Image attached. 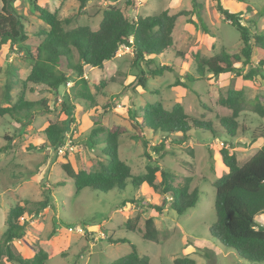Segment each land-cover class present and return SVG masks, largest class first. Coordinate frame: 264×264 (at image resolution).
I'll use <instances>...</instances> for the list:
<instances>
[{"label": "rangeland", "instance_id": "obj_1", "mask_svg": "<svg viewBox=\"0 0 264 264\" xmlns=\"http://www.w3.org/2000/svg\"><path fill=\"white\" fill-rule=\"evenodd\" d=\"M128 1L89 0L82 8V14L68 27L87 25L97 29L103 10L109 6L119 8L130 20L155 15L162 10L169 14L191 10V0ZM198 1V13L177 18L172 33L173 45L154 56L155 65L172 64L175 71H165L155 77L147 75L146 89L134 85L138 70L133 64L132 45L128 49L120 46L114 57L101 67L85 66L84 77L92 98L85 100V106L75 104L70 132L74 150L62 155L45 146L39 132L49 122L65 118L61 110L62 101L73 86L74 89L79 86L70 78V85H62L56 92L32 83H26L22 88L20 80L28 74L29 62L22 58L15 45L6 44L0 48V106L11 105L19 98L34 101L47 97L50 108L49 113L33 115L30 124H24L23 119L16 122L14 117L0 115V240L10 207L44 200L46 194L49 200V206L39 214L25 215L24 235L10 242L14 255L29 259L41 248L48 255L46 264H110L134 246L148 257L149 264H173L177 257L192 258L195 264H264L242 259L210 233L216 220L213 183L227 172L220 148L227 147L234 152L240 165L264 143V115L256 112L252 104L256 100L264 108V77L247 80L226 73L216 77L207 75L192 82L184 78L186 73L194 72L192 55L195 53L203 56L219 52L235 54L243 46L239 32L216 9L215 1ZM221 2L224 8L237 14L241 24L246 25L249 19L254 18L257 30H264V0ZM33 3L46 6L59 18L79 10L76 0L15 1V8L26 16V43L31 46L38 45L42 39L38 34L48 29L37 17ZM252 60L254 63L257 61L255 50ZM175 73L187 83L186 87L173 85ZM11 79L16 83L11 84ZM9 84L11 87L7 88ZM239 88L244 91L245 102L236 118L237 133L230 137L219 122L221 116L230 115L231 109L221 105L220 98L225 97L229 90ZM155 101L165 109L180 103L189 117L212 122L213 131L191 129L179 144L173 141L176 135L166 137V147L176 156L167 154L156 163L176 176L173 185L183 183L186 176H192L189 190L197 187L199 191L195 205L178 214L166 204L159 214L147 206L148 203H161L159 188L133 186L130 182L123 190H76L73 179L65 173L62 164L69 162L74 170L96 168L97 160L104 157L101 151L103 144L94 145L87 139L96 123L104 128L120 125L127 129V133L119 136L118 156L129 165L133 175H143L146 166L155 165L142 156L141 142L129 136L135 132L133 120H138L146 106ZM144 134L151 144H157L164 137L162 133L148 129H144ZM259 135L263 138L251 141L253 136ZM61 181L63 185H58ZM159 181L160 172L157 171L154 183L158 185ZM131 199L134 200L132 204L128 203ZM166 199L170 202L171 197ZM135 216H138V219H133L135 230L126 229V220ZM147 217L153 218L158 229L157 241L141 236ZM263 218V214L256 216V223L263 224ZM108 236L124 238L126 242L113 244L107 240ZM2 250L0 244V263L16 264L15 261H7Z\"/></svg>", "mask_w": 264, "mask_h": 264}, {"label": "trees", "instance_id": "obj_2", "mask_svg": "<svg viewBox=\"0 0 264 264\" xmlns=\"http://www.w3.org/2000/svg\"><path fill=\"white\" fill-rule=\"evenodd\" d=\"M15 1L17 0H0V48L6 44L15 45L22 58L29 62V72L24 80H20L22 88L26 83H32L56 92L70 78L79 86L77 89L73 86L72 91L66 94L62 101L61 110L65 118L49 122L39 132L44 145L55 153L63 144L65 133L74 121L75 104L85 106V100L92 98L84 77L85 66L101 67L104 62L114 57L120 45H132L133 64L138 70L133 80L134 85L146 89L147 75L155 77L165 71H175L172 64L155 65L154 56L173 45L172 33L177 18L180 15L196 13L200 9L199 1L191 0V10H180L174 14L162 10L155 15L130 20L119 8L109 6L103 10L99 25L93 30L87 25L68 27L82 14V8L89 0H76L79 10L64 18H59L46 6L33 3L37 17L48 26V29L38 34L42 36L39 44L31 46L26 43L28 37L25 28L26 16L15 8ZM214 1L216 9L239 32L243 46L240 52L235 54L219 52L203 56L195 53L192 55L194 72L186 73L184 78L192 82L207 75L216 77L226 73L247 80H255L257 76L264 77V30H257V20L254 18L249 19L246 25L241 24L237 14L224 8L221 0ZM253 50L257 56L255 63L252 60ZM10 81L11 84L16 83V80ZM11 84L7 88L11 87ZM173 85L186 87L187 83L180 80L176 74ZM244 102V91L241 88L231 89L225 97L220 98L221 105L231 109L230 115L221 116L219 122L226 135L230 137L237 133L236 118ZM252 104L256 112L264 115V108L256 100ZM49 112L47 97L34 101L19 98L11 105L0 106V115L14 117L16 122H22L23 119L24 124H30L33 115ZM139 117L138 120H133L132 128L135 132L129 136L141 142L142 156L155 163L153 166H146L145 174L133 175L129 165L118 156V139L121 134L127 133V129L120 125L104 128L99 123L90 129L87 137L94 145L103 144L101 151L104 157L97 160L96 168L74 170L69 162L63 163L62 168L73 179L76 190L82 188H92L101 192L114 188L123 190L127 182L133 186L157 187L161 193V203H148L147 206L160 214L168 204L176 213L183 214L195 205L199 196L197 187L189 190L192 176H186L183 183L173 185L176 176L156 163L167 154L176 156L173 150L166 147L164 140L166 137L176 135L173 141L179 144L187 138L191 129L213 131L212 122L189 117L180 103L174 104L171 109H165L159 101L146 106ZM144 129L162 133L164 137L157 144H151L144 134ZM258 138H263V135L253 136L251 141ZM219 153L227 172L213 183L216 220L210 228V233L220 243L232 248L242 259L256 263L264 262V223L260 225L255 221L256 216L264 215V143L240 165L235 153L227 147L220 148ZM180 162L188 165L185 161ZM157 171L160 172L158 185L154 183ZM58 185H63V182H59ZM167 196L171 197L170 202L167 201ZM133 201L131 199L128 203L132 204ZM28 204L31 206L28 207ZM47 206L48 194L44 200L16 204L9 208L5 219L6 228L0 240L7 261H15L16 264H46L48 255L43 249L38 248L31 258L26 259L12 253L10 242L24 235L25 215H37ZM133 219H138V216L126 220V229L135 230ZM141 236L149 241H157L158 229L152 217L144 220ZM107 240L113 244L126 242L124 238L112 236H108ZM110 264H149V259L132 246L130 252ZM173 264H195V261L189 257H177Z\"/></svg>", "mask_w": 264, "mask_h": 264}, {"label": "built area", "instance_id": "obj_3", "mask_svg": "<svg viewBox=\"0 0 264 264\" xmlns=\"http://www.w3.org/2000/svg\"><path fill=\"white\" fill-rule=\"evenodd\" d=\"M120 46H123L125 49L129 48V45H125V44H122ZM66 84L70 85V82L68 81ZM70 132H71V127L65 133L64 142L57 148L56 153L62 155L65 154L66 152H72L74 150V145L72 143V140L70 139V135H71ZM77 231H80L79 228H77Z\"/></svg>", "mask_w": 264, "mask_h": 264}, {"label": "crops", "instance_id": "obj_4", "mask_svg": "<svg viewBox=\"0 0 264 264\" xmlns=\"http://www.w3.org/2000/svg\"><path fill=\"white\" fill-rule=\"evenodd\" d=\"M1 5V4H0Z\"/></svg>", "mask_w": 264, "mask_h": 264}]
</instances>
